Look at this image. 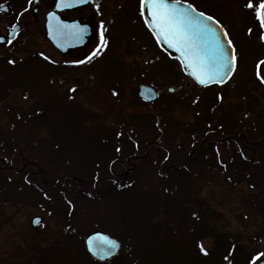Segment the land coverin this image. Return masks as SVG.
<instances>
[{"label":"rangeland","instance_id":"rangeland-1","mask_svg":"<svg viewBox=\"0 0 264 264\" xmlns=\"http://www.w3.org/2000/svg\"><path fill=\"white\" fill-rule=\"evenodd\" d=\"M181 1L221 24L236 52L233 78L223 88L204 90L201 101L202 92L180 64L151 39L134 0L125 9V0L93 2L90 8L100 33L106 30L107 46L82 69L70 64L86 60L65 59L47 41L43 16L48 4L40 6L36 18L32 1L27 10L14 5L9 16H2L1 34L7 25L24 28L9 49L0 50L13 53L9 60L16 65L0 62V158L5 167L33 164L28 171L45 192L28 185L22 174L0 170V264H86L73 228L63 232L68 246L49 251L41 243L55 244L62 227L57 218L72 213L70 204L79 228H87L89 215V228L99 226L123 245L113 264L264 260V32L257 15L264 0ZM101 47L99 37L89 57ZM141 84L159 90L160 101L143 103ZM207 118L215 124L201 131ZM224 121L228 128L251 124L230 134L238 142L243 136L246 157L225 141L230 131L225 134L219 126ZM208 130L211 136L220 130L215 135L222 142L200 150ZM166 149L168 166L190 165L166 173ZM109 154L136 167L129 173L114 167L117 174H129L127 185L116 188L104 181L94 186L93 171ZM103 169L110 177L109 167ZM66 177L72 178L63 188L69 198L58 191ZM35 216L43 219L38 235L30 224Z\"/></svg>","mask_w":264,"mask_h":264},{"label":"water","instance_id":"water-1","mask_svg":"<svg viewBox=\"0 0 264 264\" xmlns=\"http://www.w3.org/2000/svg\"><path fill=\"white\" fill-rule=\"evenodd\" d=\"M92 0H57L55 8L49 14L46 15L45 30L46 38L61 54L65 55L71 50L82 48L86 44V37L88 33L81 32V24L79 22H65L62 21L59 14L65 11H71L80 7L87 6ZM169 4H176L175 1H168ZM38 4V0H35V5ZM143 19L157 40L161 50L171 58L177 59L182 66L183 73L191 78L199 87L207 88L213 85H224L233 75L236 67V61L233 64V46L229 43V38L223 27L215 20L207 19L205 15L201 16L200 13L196 12L194 8L189 5L179 2V8L182 12H185L191 17L198 25L201 26L202 31L197 37V44L204 50L207 57L213 66V72L217 74L216 79L209 81L207 84H201L193 74V68L188 65V62L176 51L175 48L169 47L165 41L164 36L159 34L155 26L151 21V14L149 10L142 7ZM0 13H9V7L3 6L0 8ZM38 14V9L33 10V17ZM23 29L22 25H15L9 30L7 37H0V45H4L7 42L15 41ZM226 34V35H225ZM139 98L147 104H154L159 100V94L153 87L141 85L139 87ZM135 168V167H134ZM129 174H125L124 178H128ZM72 179L68 178L67 180ZM67 180L65 183H67ZM41 222L40 218L33 220V226L36 227ZM106 237L110 241L116 242L118 247L112 249L104 245L102 239L96 238ZM89 241H93L96 246L97 254H93V250L89 247ZM85 246L89 255L99 262H108L111 259L118 256L121 245L115 239L111 238L107 234L96 232L91 234L85 241ZM259 264H264L261 261Z\"/></svg>","mask_w":264,"mask_h":264},{"label":"flooded vegetation","instance_id":"flooded-vegetation-1","mask_svg":"<svg viewBox=\"0 0 264 264\" xmlns=\"http://www.w3.org/2000/svg\"><path fill=\"white\" fill-rule=\"evenodd\" d=\"M31 1H32L33 5L37 7L38 14L40 13V6H42L43 4H48L49 7H50V9H48V11L43 16V20H44V22H43L44 35L46 37V32H45V17H46V15L50 11H52L54 9L56 0H46L47 3H44L45 0H38V4L37 5H35V0H0V8L3 7V6H8L9 7V13H0V19L2 18L3 15L4 16H9V14L11 13L10 6H14V4H15L19 8L23 7V8H21V10H23V9H26L28 5H30V2ZM94 1L95 0H92L91 3L89 5H87V6L80 7V8L71 10V11L62 12V13L59 14V16H60V18H61L62 21H65V22H75V21L76 22H79L81 24V32L88 33V36L86 37V44H85L84 47L78 48V49H75V50H71L68 53H66L65 55H63V54H61L60 52L57 51V53L59 55H61L63 58H65V59H70V60H74V61L75 60H84V61L86 60V62H84V63H78V61H76L75 63L70 64L72 66L74 65L75 67L81 66L80 68H77V69H82V67L86 63H88L91 60L97 59L100 55H102L103 50L105 49V47L102 46L101 49L99 51H97V53L92 58L89 57L90 51L93 49V47L98 42L99 37L101 39V33H100V29L101 28L98 26L97 22L95 21L96 18H97V14L93 10H91V8H90ZM128 1L129 0H125V4L121 6V9L127 8V2ZM169 1H177V0H169ZM178 2L185 3V1H181V0H178ZM133 3H135V5H137L138 12L140 14L142 0H134ZM11 25H12V23H11ZM12 27L13 26L7 25L6 26V33H5V35L4 34H1V31H0V37H7L8 32H9V30ZM0 30H1V27H0ZM105 34H106V30L103 32V37H104V40L106 41ZM258 39H259V37H258ZM12 44H13V42H7L4 45H0V50L3 49V48H7V47L9 49V46L12 45ZM12 55H13V53H9V52H7V53H1L0 52V57H1L0 59L9 58ZM71 69H73V68H71ZM227 84H225L224 86H221L220 88L225 87ZM215 87H219V86H212L211 88H215ZM194 88L195 89L197 88L199 91L202 92V94H200V97L198 98V100H200V101L202 100V98H204L203 91L206 90V89H210V88L202 89V88L197 87L196 85H194ZM222 94H220V95L217 96L218 99H220V103L222 102L221 101V98H225ZM240 96L241 97L242 96H246V94H241ZM204 102H205V100H204ZM210 118H207L206 119L205 126H203L202 128H200L201 131L208 129L209 125L211 124V121H212V124H215V121L212 120V119H210ZM224 122H220L219 123V126H223L226 129V130L223 129V132L225 134H227V131H230L229 132V135L228 136L226 135V137H225L226 140L225 141L232 142L233 145H236V147L239 148V152L242 154V156L246 157V155L244 154V144H243V142L241 140L243 138V136L241 135L239 137L240 142H238L237 139L236 140L233 139L234 137L232 135H230V134L235 133L238 129L249 128V126H251V124L248 125L247 123L243 124L241 122V123H239L240 125L239 124H236L235 125V123H234V124H230L229 125V128H228V126L226 125L227 122H225V123ZM230 123H231V121H230ZM217 127H218V125H217ZM227 128H228V130H227ZM214 133L220 135L221 131L219 130L218 133L217 132H214ZM205 134H206V137H204V139L202 140V142H201V144H200V146L198 148L200 150L205 145H207V144L208 145H210L212 143L213 144H218V143H220V141L222 142L221 139L218 140L219 137L217 135L214 134L213 136H211L212 134L210 133L209 130ZM188 135H189V133H188ZM198 149L194 150V152L198 151ZM166 154H167V158H166V162L167 163L165 162V165H164V169L166 170L165 171L166 173H169L171 170H174V169H177V168H179V169H185V168H187L190 165V163H187L186 162V163H181V164H178V165L168 166V162H170V159H171V153H169L168 150H167L166 151ZM190 154H189V156H190ZM189 156H188V160H189ZM130 159L133 160V159H135V157H132ZM120 161H121L120 159H117V160L115 159L114 161H112L110 163V165H109V171H108L109 174H110V177H106L105 178L104 175L97 173L96 176H95V178H97V179L95 181L94 186L97 183H101V182H104V181L105 182H108V183H111L116 188L122 187L123 185H127L129 180L126 179V178H124V176H125L126 173L124 175L123 174L122 175L121 174H117L115 172V170H114V167L118 165V166L122 167V169L124 171H128V173L129 172H132V171H136V169L135 168L133 169V167L130 168L129 165H126L125 166V165H123L121 163H118ZM5 164H6V160L3 159V158H0V165L2 166L0 168V170H2V169H9V170L15 171L18 174H22V176H25L27 178V180H26L27 182L26 183L28 185H33L38 190H40L42 192H45L44 189H42L39 185H37L35 183V181H33V175H35V174L32 171H28L29 170V167H32L33 164H28L27 163L26 165H23L22 168H19L18 167V169L14 168L13 166H11V167H5ZM68 178H70V177H66L64 179V182L62 184V189L61 188L58 189L59 192L65 194V197L66 198H67V195H68V198L69 197H72L70 195L71 194L70 192H68L67 190L63 189L68 184V182L65 183V181ZM56 189H57V187H56ZM88 199L93 200L94 197L91 195V196H88ZM70 205H71L70 206V209L72 210V213H68V214L59 213L61 215L58 216V218H57V221H59V225L62 226V227H59L58 232H60V233L58 235V232H57V237H56V240H55V244L52 243L53 245H49V244H47L48 242H45V240L44 241L41 240V243L44 245V247L46 249H48L49 251H51L53 249H60L62 247L68 246L69 245V239L66 237L67 235H65V233H63V232L67 231V229L73 228L74 232L76 233V236H78V238L80 240V243L81 244H79L77 246H79L80 250L85 255L86 264H89V262H90V264H113L115 261H117V259H119V257H121L120 255H121V252L123 251V245L122 244H121V251H120L119 255L117 257L111 259L108 262H104V263L103 262H99V261L95 260L92 256L89 255V252H87V250L85 248V240L87 238H89V235H91V234H93L95 232H101V233H105V234H108V235H110V234L105 229H103V228H101L99 226L89 228V215L86 218L87 228L86 229L79 228L77 226L75 220L73 219L74 216H75L74 206L72 204H70ZM35 218H40L41 219V222L36 227L33 226V220ZM42 223H43V219L40 216H35L34 218L31 219L30 224H31L32 229L36 233L35 235H38V233H40V231H42V229H41L42 226H43ZM111 237L114 238L113 236H111ZM114 239H116V238H114ZM117 241H119V240H117ZM41 243H39L38 246L39 245H42ZM46 245H47V247H46ZM22 248L23 249L25 248L24 245H22ZM33 251H35L37 253H40V258H41V256L44 255V251L43 250L36 251V250L33 249ZM40 258L38 256L37 257V260L39 261ZM136 260H139V259L135 255L134 256V261H136Z\"/></svg>","mask_w":264,"mask_h":264},{"label":"snow or ice","instance_id":"snow-or-ice-1","mask_svg":"<svg viewBox=\"0 0 264 264\" xmlns=\"http://www.w3.org/2000/svg\"><path fill=\"white\" fill-rule=\"evenodd\" d=\"M252 6V4L248 5L250 8ZM142 7L149 10L153 25L158 33L164 36L169 47H173L180 52L188 62V65L193 68V74L199 83L207 84L209 81L216 79L217 74L213 72L212 63L204 50L197 44V37L202 31L201 26L180 10L178 0L176 4H169L167 0H142ZM200 15L203 16V13H200ZM257 15L262 25H264V2L260 3ZM207 19L211 20L212 18L208 17ZM101 41L102 46L106 47L107 44L103 33H101ZM235 59V49H233V64ZM96 239H102L104 245L108 248L114 249L118 247L116 242L110 241L106 237H98ZM89 247L93 250V254L96 255V246L93 241H89Z\"/></svg>","mask_w":264,"mask_h":264},{"label":"trees","instance_id":"trees-1","mask_svg":"<svg viewBox=\"0 0 264 264\" xmlns=\"http://www.w3.org/2000/svg\"><path fill=\"white\" fill-rule=\"evenodd\" d=\"M14 5H15V4H14ZM261 24H262V23H261ZM262 27H263V25H262ZM263 29H264V27H263ZM152 45H154V44L152 43ZM148 48H149V47H148ZM149 50H150V48H149ZM9 58H10V57H9ZM9 58H5V59L3 58V59H0L1 64L6 63L7 65L10 64V65L13 67L14 64L9 62V61H10ZM15 66H16V65H15ZM131 152H132V151H131ZM107 157H108V158H106V159H108L107 162L105 161L104 163H101V164L98 163V164H97V166L95 167V170L93 171L94 173L96 172L95 174H97V173H98V174H102V171L104 170V169H103V166H104V168H106V167H108V164H109V163H111L112 161H114V158L111 156V154L107 155ZM119 157L122 158L123 155H122V154H119ZM102 164H103V165H102ZM106 164H107V165H106ZM102 175H104V174H102ZM210 234L213 235V233H210ZM237 251H240V252H241V250H239V249H237ZM210 252H213V251H210ZM210 252H207V257H208V253H210ZM240 252H239V254H240V256L243 258V254H241ZM235 256H236V258H238L239 255L236 254ZM241 257H240V259H241ZM250 259H251V258H250ZM249 263L253 264V259H251V261H250ZM212 264H215V263H212Z\"/></svg>","mask_w":264,"mask_h":264}]
</instances>
